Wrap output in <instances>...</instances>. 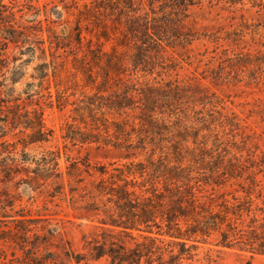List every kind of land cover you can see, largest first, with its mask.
Segmentation results:
<instances>
[{
    "label": "trees",
    "instance_id": "16d2710c",
    "mask_svg": "<svg viewBox=\"0 0 264 264\" xmlns=\"http://www.w3.org/2000/svg\"><path fill=\"white\" fill-rule=\"evenodd\" d=\"M134 5V0H127L124 8L135 12ZM101 8L114 9L106 3ZM43 21L40 13L0 0V43L17 49L10 60L0 48V180H17L35 191L49 187L51 198L66 195L68 185L76 217L99 225H93L90 238H83L82 253L61 228L31 226L35 220L22 214L3 215L18 224L30 223L19 225L12 238L27 264H80L103 257L110 264H220L226 249L248 252L251 258L264 255V183L257 178L264 161L244 166L231 150L223 153L219 132L206 119V106L212 101L205 89L187 90L178 81L166 88L141 81L138 72L146 70L138 69L140 57L133 60L131 74L123 54L101 49H90L80 59L70 51L75 59L70 68L60 52L69 47L60 35L66 33L52 26L56 21L51 17L46 16V26ZM81 25L79 21L74 29L79 44ZM35 60L33 80L17 92L16 84ZM70 83L88 101L73 109L80 118L67 126L64 139L72 145L112 146L124 153L95 172L91 164L82 169L78 161L62 171L59 149L35 153L31 147L53 136L34 96L46 94L52 105L54 87L55 101L64 105ZM190 91L199 99L191 102L194 108L182 107ZM196 103L204 108L195 109ZM219 127L225 132L223 125ZM9 135L13 139L6 138ZM236 181L233 191L216 195L215 187H232ZM200 244L217 248H208L198 258Z\"/></svg>",
    "mask_w": 264,
    "mask_h": 264
},
{
    "label": "rangeland",
    "instance_id": "374dc122",
    "mask_svg": "<svg viewBox=\"0 0 264 264\" xmlns=\"http://www.w3.org/2000/svg\"><path fill=\"white\" fill-rule=\"evenodd\" d=\"M134 1L135 12L124 8L127 0H2L8 5L16 2L26 12L32 10L40 13L44 26L48 23L45 21L46 16L56 21L52 26L58 32L66 33L60 35L64 36L69 47L60 52L67 58L70 68L75 63L70 51L77 53L80 59L84 54H89L90 49H101L107 53L123 54L130 69L128 73L135 69L133 60L140 57L143 63L138 69L146 70L138 72L141 81H149L162 88L175 81L181 82L187 90L202 87L208 94L207 98L212 101V104L206 106V119L214 123L213 126L218 130L223 142V153L225 149L231 150V154H236L244 166L262 164L264 0ZM104 3L113 6V12L101 8ZM79 21L82 22L83 32V42L80 44L77 43V34H74ZM48 35L45 32L44 37L47 38ZM0 48L10 55V60L11 54L17 51L13 44L7 46L0 43ZM37 62H30L26 77L20 84H16L17 92L25 88L26 82L33 80L31 75ZM79 76L84 79L82 74ZM70 84L68 103L64 105L58 106L55 101L54 87L52 105L46 94L43 97L34 96L35 102L40 103L44 110L46 125L53 131V136L50 141L31 147L35 149V153L59 149L62 171H67V166L78 161L82 169H85L86 164H91V170L95 172L101 164L118 160L124 153L112 146L72 145L64 139L67 126L80 118L73 114V109L88 101L87 97L82 100L84 97L80 91L73 83ZM89 95L92 97L94 91ZM198 95L190 91L183 97L182 107H193L191 102L198 100ZM98 101L106 102V99L98 97ZM196 104L195 109L204 108L203 105ZM219 104H223L226 109L223 110ZM211 109H214L212 115ZM85 125L79 124L80 127ZM220 125L224 126L225 132ZM6 138L13 139L11 135ZM1 140L0 138V142ZM261 170L263 171L257 178L264 183V165ZM90 179L87 177V181ZM240 181L244 182V179ZM237 187L236 181L232 187H215V193H228ZM46 188L49 187L35 191L24 183H17V180H0V264L28 263L25 253L12 238L19 225L26 226L30 223L18 224L13 218H4L3 215H17V218H21L19 215L22 214L35 220L31 226L40 228L50 224L55 229L61 228L60 231L71 240L73 248L77 252L86 253L83 238L91 237L95 231L93 225L97 222L81 221L76 217L68 185L66 195L56 198H51ZM239 194L243 193L240 191ZM79 199L83 203L82 197ZM208 248L217 247L200 244L198 258H203ZM248 261H252V264H264V255L251 258L248 252L226 249L221 254L220 264H246ZM80 264L110 263L103 257Z\"/></svg>",
    "mask_w": 264,
    "mask_h": 264
}]
</instances>
